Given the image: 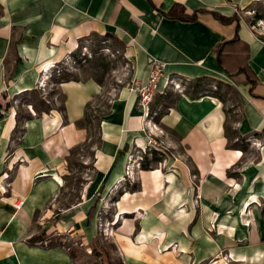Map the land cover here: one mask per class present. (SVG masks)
I'll return each instance as SVG.
<instances>
[{
	"label": "crops",
	"instance_id": "crops-1",
	"mask_svg": "<svg viewBox=\"0 0 264 264\" xmlns=\"http://www.w3.org/2000/svg\"><path fill=\"white\" fill-rule=\"evenodd\" d=\"M257 1L0 0V264H75L64 248L28 240L36 215L53 214L50 206L62 192L70 152L91 140L78 123L102 85L93 78L53 84L63 97L60 106L37 113L27 105L23 118L11 100L43 88L47 66L55 67L92 35L113 37L123 46L129 83L145 82L153 60L163 63L164 76L148 116L128 86L109 98L108 111L98 119L93 175L80 191L81 202L66 208L52 227L76 231L78 213V224L93 230L87 214L98 194L116 191L132 150L159 138L187 161L166 160L165 171L138 169L137 184L113 200L112 220L119 228L112 237L124 264H202L220 250L235 264H264V27L256 32L244 20L222 24L210 13L230 17L235 8ZM174 3L188 15L207 12L191 22L165 17L162 12ZM13 27L20 29L21 62L8 77ZM235 34L240 41L226 49L221 67L213 49ZM244 66L247 77L236 75ZM172 77L186 80L184 91L165 89ZM202 81L234 90L231 136L220 95L187 91ZM162 130L176 140L161 136ZM146 214L150 220L143 224Z\"/></svg>",
	"mask_w": 264,
	"mask_h": 264
},
{
	"label": "rangeland",
	"instance_id": "rangeland-1",
	"mask_svg": "<svg viewBox=\"0 0 264 264\" xmlns=\"http://www.w3.org/2000/svg\"><path fill=\"white\" fill-rule=\"evenodd\" d=\"M234 15L237 21L244 20L249 27L258 32L264 27V0L253 2L245 9L235 8ZM130 69V64L123 55V46L116 41L115 38L92 35L80 40L71 54H68L62 62L47 71V74L43 76L44 79L42 80V82H44L42 83L43 88L23 93L11 100L19 118H23L28 117L27 105L30 104L33 105L38 112L43 110L46 111L48 107L60 106L63 97L58 94L53 85L56 79L83 80L93 78L102 85V94L96 96L92 100L88 110L87 120L86 122H82V125L90 123L88 126L91 127V133L93 134L92 139L70 152L67 160V169L62 192L53 205L50 206L51 209H53V214L50 215L51 217L48 219L45 217V214L43 216L36 215L35 222L38 221L41 225L34 222V234L32 237L39 240L42 246H57L64 248L68 253L74 255L75 264H93L96 262V259L91 254L92 241H95L97 247L104 248L106 251L110 252L113 260H118V258L123 260L112 237L113 234L115 235L114 232L119 228L118 224L115 223L116 219L112 220L113 200L122 189L137 184L138 179L136 172L141 168V164H147L149 169L160 168L161 171H165L169 166L166 160L172 159L175 161L176 158H182L184 161H187L185 154L180 152L177 147L173 149L170 145L166 144L167 142L159 138L149 139L146 145L148 147L135 148L127 157L126 168L124 169V174L125 172L127 174L124 175L122 173L125 180H120L118 184H116L117 190L114 192L111 191L106 197L102 196L100 193L96 197L98 199L94 201V212L91 220V227H93V230L90 231L85 225L81 226L78 224L79 221L81 222L82 218L78 213L76 214L75 221L76 226H78L76 231L70 232L64 229L56 231L52 227L53 225L56 227L58 221H61V216L66 208H71L81 202L80 191L94 172L92 149L98 141L97 126L99 121L97 116L101 112L107 111L109 98H111L118 89L127 86L129 83ZM198 84L200 87L197 89H187V91L194 95H198L203 91L217 92L225 102L227 130L231 136V128L234 126L237 112H235L237 108H235L236 99L234 90L227 84L220 82L202 81ZM166 90L176 91L172 87H168ZM155 132H159V130ZM160 134L161 136L163 134V137L166 136L174 141L176 140V136L168 131L162 130ZM238 144H243V140L241 139ZM229 145L232 144L229 143ZM153 151H156V155H152ZM191 170L194 171L192 168ZM195 179L196 175L192 174V180ZM199 200L200 197L197 193L192 201L195 207L199 206ZM130 217L131 216H126L128 219ZM146 220H150L148 214L142 218V223L144 224ZM176 247L177 244H174L171 246L170 250L175 251L174 249L177 250ZM177 257H179V253ZM216 262H223L222 264H235L226 250H220L216 256L202 264H215Z\"/></svg>",
	"mask_w": 264,
	"mask_h": 264
},
{
	"label": "trees",
	"instance_id": "trees-1",
	"mask_svg": "<svg viewBox=\"0 0 264 264\" xmlns=\"http://www.w3.org/2000/svg\"><path fill=\"white\" fill-rule=\"evenodd\" d=\"M199 12H205L206 13L207 11H205V10L196 11V12L192 13L191 15H188V14L185 13L184 6H182L181 4H178V3H174L171 6V8L169 9L168 12H166V13H163L162 12V14L165 17L170 18V19H178V20L184 21V22H191V21H195L196 20L197 14ZM210 13L212 14V16L216 20H218L222 24H231L234 21H236V16L235 15L230 16V17H226V16H223V15L217 13V12H214V11L213 12H210ZM19 38H20V29L13 27L12 28L11 40H10V46H9V61L6 64V73H7L8 77H12L14 75L15 70H16V66L21 62V60H20V58H19V56L17 54V50H16V43L18 42ZM238 41H240V40L238 39L237 34H235V36L231 40L223 41V42L219 43L218 46L213 49V51L216 53L218 63H219V65L221 67H223V65H222L223 64V56H224V53H225L226 49L228 47H230L231 45H233L234 43L238 42ZM236 75H245L247 77V75H248V68L246 66L240 68L238 70V72H237ZM230 76H232V75H230ZM68 80H73V79L59 78L58 80L56 79V81H54L53 84L55 85L57 83H61V82L68 81ZM91 103H92V101H90L86 105L85 112H84V117L78 123V125H80L81 127L87 129L88 130V134L90 135V137L92 139V135L93 134L91 133V127L88 126V124H90V123H87L86 125H84V124L82 125V122H86V120H87L88 110H89V108L91 106ZM6 105L9 106L10 105V102H8ZM108 109H109V104H108L107 111H108ZM47 110H48V108H47ZM35 111L37 113H39L36 110V108H35ZM107 111L101 112L97 116V119H99ZM152 155H156V151H153L152 152ZM141 168L147 169L148 166H147V164H141ZM93 212H94V207H92L89 210L88 214H87L88 221L91 220L92 215H93ZM28 242L30 244H40L39 243L40 241L37 240L34 237H31L28 240ZM91 243H92V245H91V248H92L91 254L96 259V262H94L93 264H124V262H123V260H121V258H118V260H113V258L111 257L110 252L106 251L104 248L97 247V245L95 244V241H92ZM68 255L74 261V255H72L71 253H68Z\"/></svg>",
	"mask_w": 264,
	"mask_h": 264
},
{
	"label": "built area",
	"instance_id": "built-area-1",
	"mask_svg": "<svg viewBox=\"0 0 264 264\" xmlns=\"http://www.w3.org/2000/svg\"><path fill=\"white\" fill-rule=\"evenodd\" d=\"M164 76V65L162 62L153 60L148 65L147 79L145 82L141 83L138 81H133L128 83L129 89L136 93L138 97V104L142 111L148 116L150 111V105L153 101L155 94L158 92V85ZM186 80L178 78H169L165 83V89L172 87L176 91L182 92L184 90V85ZM41 84V83H40ZM181 89V90H180ZM150 143V142H149ZM148 147V146H146ZM129 160V158H128ZM139 166V163H138ZM129 169V167H128Z\"/></svg>",
	"mask_w": 264,
	"mask_h": 264
},
{
	"label": "bare ground",
	"instance_id": "bare-ground-1",
	"mask_svg": "<svg viewBox=\"0 0 264 264\" xmlns=\"http://www.w3.org/2000/svg\"><path fill=\"white\" fill-rule=\"evenodd\" d=\"M53 67H54V65H48L47 68L45 69L46 72L49 71V70H50L51 68H53ZM125 171H126V170H125ZM126 174H127V173L125 172L124 175H126ZM124 175H121L120 180H125V179L123 178ZM118 219H120V218L118 217ZM115 223H117V221H116ZM221 263H223V262H221Z\"/></svg>",
	"mask_w": 264,
	"mask_h": 264
}]
</instances>
